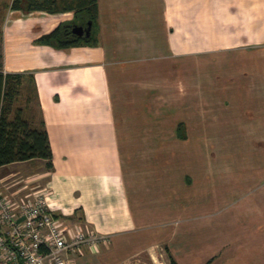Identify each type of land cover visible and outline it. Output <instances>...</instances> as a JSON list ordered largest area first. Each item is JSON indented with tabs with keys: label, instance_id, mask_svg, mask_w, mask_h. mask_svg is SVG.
<instances>
[{
	"label": "crops",
	"instance_id": "crops-1",
	"mask_svg": "<svg viewBox=\"0 0 264 264\" xmlns=\"http://www.w3.org/2000/svg\"><path fill=\"white\" fill-rule=\"evenodd\" d=\"M10 1L0 0L2 70L32 77L33 118L43 121L52 167L41 159L5 164L0 186L10 190L15 182L9 177L26 174L37 187L14 190H39L52 214L105 236L99 248L67 257L79 264H168L170 256L176 264H264V167L255 170L254 189L249 172L225 186L218 175L225 169L213 174L208 166L219 161L209 160L205 168L189 157L174 162L184 151L166 157L163 171L135 182L123 165L118 121L121 76L145 64L172 66L171 83L188 75V84L195 81L187 66L234 55L243 66L237 96L245 89L252 99H264V0H97L94 43L64 49L36 40L71 19V11L25 13L11 9ZM232 82L224 88L233 90ZM218 97L206 99L223 100L216 113L230 114L227 98ZM254 109V115L249 108L237 111L248 112L247 120L264 130V108ZM175 138L182 146L183 121ZM165 172L184 188H160ZM238 188L252 190L229 201Z\"/></svg>",
	"mask_w": 264,
	"mask_h": 264
},
{
	"label": "rangeland",
	"instance_id": "rangeland-1",
	"mask_svg": "<svg viewBox=\"0 0 264 264\" xmlns=\"http://www.w3.org/2000/svg\"><path fill=\"white\" fill-rule=\"evenodd\" d=\"M212 61L200 67L187 66L195 81L187 82L188 84L184 82L187 81L188 75L184 74L186 78L181 77L184 81L173 85L171 81L174 68L167 64H145L130 69V73L121 76L119 90L122 107L118 115L121 154L124 168L128 169L135 182L145 175H151V172L153 175L163 171V166L167 165L166 157L179 152L184 154L186 151L184 155L174 157V162L189 157L191 161L196 160L205 168L207 161L215 159L219 162L212 165L209 162L208 166L213 174L225 169L224 173L218 172L219 177L225 178L222 182L225 186L232 187L237 179H243L241 174L245 172L255 176L251 182L249 180L252 189L259 183L255 170L258 166L264 167V130L256 128L252 124L253 121L247 120L248 112L246 113L245 109L249 108V113L254 115L255 107L264 108V99H252V93L249 96L245 89L240 93L241 97L237 96L234 87L237 85L236 80L242 77L238 71H242L243 66L236 56L229 55ZM231 78L233 82L230 86L233 90L229 91L224 87H229L228 82ZM215 79L219 82H211ZM225 79L228 82L224 83ZM230 92L234 93L232 99L226 97ZM29 96L30 99L26 100L23 91L17 97L15 105L28 106V111L36 113V101L31 94ZM208 97L227 98L226 108L231 110L230 114L219 116L216 112L218 108L224 106L223 100L210 102L206 99ZM239 98L243 99L239 101L237 100ZM239 108L244 109L246 114L239 113L237 111ZM178 121L185 124L186 139L183 140L182 146H178L175 138ZM197 140L199 141L195 143ZM36 164L41 165L39 161ZM181 166L183 165L175 167V171L181 172ZM169 175L166 172L163 174L160 188L167 193L172 191L176 184L178 187L175 190L184 188L180 187L179 180L172 182ZM26 177V174L19 173L12 178L9 177L8 182H15L10 190L24 184ZM262 182L264 183V180ZM262 182L260 181V185ZM251 188L243 190L238 188L237 192H230L227 199L238 200L241 193L251 191ZM209 191L208 188V197L204 194L206 199L211 198ZM186 192L195 194L193 188L186 189ZM167 193L162 194L168 196Z\"/></svg>",
	"mask_w": 264,
	"mask_h": 264
},
{
	"label": "trees",
	"instance_id": "trees-1",
	"mask_svg": "<svg viewBox=\"0 0 264 264\" xmlns=\"http://www.w3.org/2000/svg\"><path fill=\"white\" fill-rule=\"evenodd\" d=\"M9 7L25 13L36 10L72 12L71 19L60 21L51 31L37 38L38 44L64 49L94 43L92 30L97 19V0H11ZM88 21L91 22L89 36H77L71 32L74 25L86 26ZM31 80V76L22 73L4 72L0 61V166L41 159L45 161L47 169L52 167V152L42 119L34 122L35 116L32 111H28V106L15 105L23 91L26 100L30 99L31 94L36 101ZM168 264H176L171 256Z\"/></svg>",
	"mask_w": 264,
	"mask_h": 264
},
{
	"label": "built area",
	"instance_id": "built-area-1",
	"mask_svg": "<svg viewBox=\"0 0 264 264\" xmlns=\"http://www.w3.org/2000/svg\"><path fill=\"white\" fill-rule=\"evenodd\" d=\"M31 185L37 187V181L27 178L24 188ZM101 243L105 236L52 214L39 190L0 186V264H79L67 254L95 250Z\"/></svg>",
	"mask_w": 264,
	"mask_h": 264
},
{
	"label": "water",
	"instance_id": "water-1",
	"mask_svg": "<svg viewBox=\"0 0 264 264\" xmlns=\"http://www.w3.org/2000/svg\"><path fill=\"white\" fill-rule=\"evenodd\" d=\"M90 29H91V22L88 21L86 26L74 25L71 28V32L77 36L84 35L85 37H87L90 34Z\"/></svg>",
	"mask_w": 264,
	"mask_h": 264
},
{
	"label": "flooded vegetation",
	"instance_id": "flooded-vegetation-1",
	"mask_svg": "<svg viewBox=\"0 0 264 264\" xmlns=\"http://www.w3.org/2000/svg\"><path fill=\"white\" fill-rule=\"evenodd\" d=\"M82 36H84V35H82Z\"/></svg>",
	"mask_w": 264,
	"mask_h": 264
}]
</instances>
